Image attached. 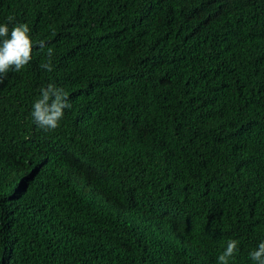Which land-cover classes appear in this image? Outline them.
<instances>
[{"label":"trees","instance_id":"trees-1","mask_svg":"<svg viewBox=\"0 0 264 264\" xmlns=\"http://www.w3.org/2000/svg\"><path fill=\"white\" fill-rule=\"evenodd\" d=\"M18 23L33 49L0 84V264H218L229 239L228 264H255L264 0H0ZM49 84L71 107L46 132Z\"/></svg>","mask_w":264,"mask_h":264},{"label":"clouds","instance_id":"clouds-1","mask_svg":"<svg viewBox=\"0 0 264 264\" xmlns=\"http://www.w3.org/2000/svg\"><path fill=\"white\" fill-rule=\"evenodd\" d=\"M12 18L9 17V22ZM31 29L25 23L0 24V84L3 83L9 71L19 72L32 60L33 42L30 35ZM44 47V42H40ZM52 49H48L51 57ZM41 68L52 71L51 63L41 64ZM41 96L33 104L31 117L33 123L44 131H53L60 126L64 116V109L70 108L68 94L53 84L40 89ZM239 241L229 239L226 249L218 257V264H228L238 249ZM255 264H264V242H260L257 248L249 253Z\"/></svg>","mask_w":264,"mask_h":264}]
</instances>
